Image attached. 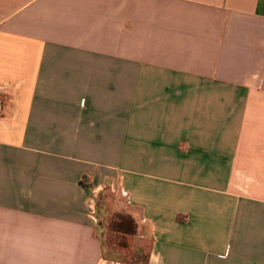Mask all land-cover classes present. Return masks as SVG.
<instances>
[{"label":"crops","instance_id":"crops-1","mask_svg":"<svg viewBox=\"0 0 264 264\" xmlns=\"http://www.w3.org/2000/svg\"><path fill=\"white\" fill-rule=\"evenodd\" d=\"M103 191L146 264H264V0H0V264H127Z\"/></svg>","mask_w":264,"mask_h":264},{"label":"rangeland","instance_id":"rangeland-1","mask_svg":"<svg viewBox=\"0 0 264 264\" xmlns=\"http://www.w3.org/2000/svg\"><path fill=\"white\" fill-rule=\"evenodd\" d=\"M100 194V205L104 206L100 221L104 229L103 237L104 243L106 244V249L119 250L117 249L116 244L125 243V250H122V258H124L128 262H139V264L142 263L143 255L138 251V246L140 245L142 246V248H144L143 254L145 255L148 249L149 242L142 239L138 242V238L136 237H122L119 235V233L112 232L114 223L117 220L121 221L119 214L125 213L122 209L127 208L126 202L125 200H123L121 193L119 191H103ZM126 210H129V208H127Z\"/></svg>","mask_w":264,"mask_h":264},{"label":"trees","instance_id":"trees-1","mask_svg":"<svg viewBox=\"0 0 264 264\" xmlns=\"http://www.w3.org/2000/svg\"><path fill=\"white\" fill-rule=\"evenodd\" d=\"M100 196L101 194H99L97 201H96V211H95V216L96 219L98 221V229L100 232H104L103 226L101 224L100 221V217L102 215V210L104 208V206L100 205ZM120 215V219L121 221L117 220L114 225H113V229L112 232L114 233H119L120 236L122 237H126V236H130V237H135L136 235V226L134 223V220L132 219V217L127 214H119ZM125 243H118L116 244L117 249L119 250H107L106 249V244L104 243V240L102 241V246L104 249V257H106V259L109 260H115V261H120V262H125L127 264H139V262H128L127 260H125L124 258H122L123 254H122V250H125ZM115 245V244H114ZM138 251L140 253H142L143 255V262L140 264H146V256L143 254V251L138 247ZM119 253V254H118Z\"/></svg>","mask_w":264,"mask_h":264}]
</instances>
